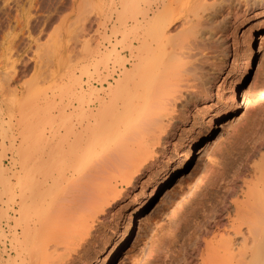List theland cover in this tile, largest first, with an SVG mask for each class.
I'll return each instance as SVG.
<instances>
[{
	"label": "rangeland",
	"instance_id": "374dc122",
	"mask_svg": "<svg viewBox=\"0 0 264 264\" xmlns=\"http://www.w3.org/2000/svg\"><path fill=\"white\" fill-rule=\"evenodd\" d=\"M83 1L0 0V264H138L147 254L143 240L153 227L157 233L152 251L158 254L168 240L172 248L163 260L155 258L151 264H200L201 242L217 234L234 239L233 248L243 249L249 258L251 245L246 248L239 236L226 234L220 224L226 225L235 205L251 196L256 177L264 172V109L252 112L262 114L245 124L240 117L242 94L264 87V6L248 11L236 8L237 15L229 17L223 10L213 17L210 29L202 30L215 39L208 44L215 52L208 69L217 80L213 87L185 97L168 111L172 127L152 130L160 137L159 143L151 130L142 133L147 138L144 145L138 144V134L128 135L136 144L133 147L116 132L108 145L92 147L81 136L87 137L98 127L87 128L86 118L83 121L77 110L79 81L86 103L92 104L99 96L110 105L121 106L122 93L110 89L123 79L126 60L137 58V33L133 31H138L133 24L125 27L127 0ZM140 1L134 0V5ZM233 94L239 103H229ZM117 135L126 142L120 143ZM228 139L233 149L224 142ZM114 142L119 150L124 143L125 151L121 148L109 164L111 157L103 159L107 153L99 155L105 149L118 151ZM134 148L146 154V161L136 163L134 153L141 152ZM97 164L102 173L94 174ZM202 172H208L207 185L179 221L168 224L171 209ZM123 176L131 178L132 184L125 185ZM262 183L258 181L257 190L264 189ZM18 191L15 204L11 199ZM23 211L26 214L20 221ZM24 221L36 227L35 237H24Z\"/></svg>",
	"mask_w": 264,
	"mask_h": 264
},
{
	"label": "bare ground",
	"instance_id": "6f19581e",
	"mask_svg": "<svg viewBox=\"0 0 264 264\" xmlns=\"http://www.w3.org/2000/svg\"><path fill=\"white\" fill-rule=\"evenodd\" d=\"M257 5L264 6V0H141L140 4H138V5H136V4L134 5V0H127L124 7H123L124 12L126 14L124 16V19H125L124 24H125V27L127 29H129L128 28L129 26H132L131 24H133L134 27L136 28L134 30L138 31V32H136V31H133V32L137 33L135 40L137 42L136 44H138L137 48L139 49V51H138L139 53L137 55V58L134 56L135 57L134 60L131 59L132 57L129 60L125 59L126 60V64L124 65L125 72H123L125 74L122 73L123 79L121 80V82H118L116 84L115 88L110 89V91H113V93H122L123 99L121 98L122 96L120 97L123 100L121 106H117V105L113 106L114 104H111L112 105L111 106L109 104V102L107 103V100L106 101L104 100V97L101 98L99 96L95 97L94 102L92 104L90 102L86 103V97H85L86 95H84L85 92L82 91L81 80L79 81L78 86H79V89L81 88V90H80V93L78 90V93L80 94V96H79V100H78L79 102L76 103V104H78L77 110L79 111L80 115L83 117V121H85L84 117L86 118L87 128L95 127V126L98 127V129L94 128L95 131L92 129L94 132H92L90 135L86 134L87 137L83 138L81 136L82 141L84 143L87 142L92 147H94L95 145H99V144H100L99 145L100 147L106 146L110 143V140L111 141L113 140L114 134L116 132H119L118 134L124 135L125 139L126 140L128 139L129 141H131V139H130L131 136L129 138H127L128 135H132V136L135 135V137H136L137 136L136 134H138L140 139L137 136L136 137V139L138 138L137 142H138V144L139 143L142 144L143 142L145 143L146 139H147L142 135V133H144L146 131L149 133L152 130L153 131L154 130L159 131V130L164 129L165 127L167 129H168V127H172L171 126L172 125V123H171L172 117H170L168 111L172 107H174L178 101L184 100L185 97H190V96L193 97V95L197 96V95H195L197 93L200 95V93H199L200 91L203 92L204 90L213 87V85L215 84V81L217 80V77L211 73L212 71H210L211 66L213 65V62H211L212 55L214 56L215 52L213 51L214 52L213 53L212 51H210V48H208V46H209L208 44H210L211 42L213 43L215 41V39L213 41L212 35L211 34H209V35L204 34L203 33L204 31H202V30H204L206 28L210 29L209 27H212L213 23H214L213 17L215 15H217L218 13L222 12L223 10H225L227 12V13L225 12L226 16L233 14V13H234V15H237V14H235L236 12H234L236 10V8L244 7V10L248 11L251 8L254 9V7ZM83 6H84V1H83ZM77 8H78V6H77ZM80 11H82V9ZM134 11H136V12H134ZM230 16H232V15H230ZM176 24H179V26ZM81 31H83V30H81ZM125 31H126V29H125ZM121 32H123V31H121ZM114 34H116V33H114ZM135 35L136 34H134V36ZM131 41H133V40H131ZM227 47L228 46H226L225 48H227ZM104 49H106V48L104 47ZM133 50H131L130 52L132 53ZM98 52L99 51H97V53ZM76 53H77V51H76ZM122 56H120V57H122ZM121 59H123V58H121ZM128 65H129V67H131L130 69H128ZM215 65L216 64H214V66ZM95 67L97 68V66H95ZM92 69H94V68H92ZM108 76L109 75H107V77ZM107 77H105V78H107ZM114 78H115V76H114ZM101 81L103 82V80H101ZM222 83H225V80H223ZM114 84H115V81H114ZM86 85H89V84H86ZM216 89H219V88H216ZM95 92H97V90ZM95 92H92V93H95ZM91 96H94V95H91ZM112 96H113V94H112ZM212 96L217 97L218 95L214 94ZM108 97H110V96H108ZM228 100H229V103H233V102L237 101V98H236L235 94H233ZM116 101H119V100H116ZM116 104H118V103H116ZM181 105H182V102H181ZM176 106H178V104H176ZM240 106H241V113H242V114H240L241 115L240 117H242L243 120L245 121L242 123L245 124L247 122V119L252 120V118L254 119L257 116H260L259 114L261 113V111H263L262 109H264V87L262 89L258 90L257 92L243 93L242 97H241ZM95 107L97 109L96 110L97 112H95ZM259 109L261 110V111H259L260 113L258 112L256 114L252 115V112L259 110ZM107 111H109L108 114H107ZM106 115H108L109 118H107V119L104 118L105 120L102 121V118ZM77 121H81V120L77 119ZM93 121H94V123H93ZM253 121H255V120H253ZM70 124L72 125V123H70ZM255 125H252V126H255ZM87 132L89 133V131H87ZM133 132H137V133L133 134ZM163 132L161 134H163ZM80 133H83V131ZM153 134H154V132H153ZM149 135L151 136V134H149ZM112 136H113V138H112ZM117 136H120V135H117ZM155 136H157L155 138V140H157V142L159 143L160 137L158 135H155ZM226 136L228 138V135H226ZM122 137L123 136H120V138H119L120 143L126 142L125 139H121ZM229 137H231V136L229 135ZM230 139H228L227 141H224V142H228V146H230V148H232L231 145L234 146L233 145L234 143L232 144L233 141H231V140H233V138L231 140ZM151 140H153V139H151ZM224 140H226V138ZM129 141L126 142V144L128 143L131 146L136 145V144H132V143H134V140L131 141V143H129ZM153 141H152V143L155 144V142H153ZM115 142L117 143L118 141L116 140ZM115 142H114V145H116ZM144 143H143V145H144ZM117 144H119V142ZM149 144L150 143H148V145ZM123 145L124 146H122L120 144V147L122 146L121 148L124 149V150H121V148H120L121 151H125V148H124L125 144L123 143ZM224 145H225V143H224ZM81 146H83V145H81ZM116 146H117L116 148L118 151L115 152L114 150H116V149L114 148V150L111 149L112 152L108 153V151L105 149V150H103L102 154L99 155L100 158L104 153L105 154L107 153L108 155H104L106 158H103V159L107 160V158L109 159L111 157L110 158L111 163H109V164H112L114 162L112 160H115L116 157H118L119 152H120L119 146L118 145H116ZM100 147H98V148H100ZM112 147H110V148H112ZM227 148H229V147H227ZM84 149H87V148H84ZM127 149H128V147H127ZM140 149H144V147H142ZM140 149L138 150V148H137V150H136V148H134V152L135 151H137V153H138V151L141 152V154L139 153L138 156L135 155L136 152L135 153L133 152L134 153L133 158L134 159L137 158L135 160V161H137L136 163H138L142 160L146 161V160H144V159H146V157H145L146 154L144 152H142V150H140ZM232 149H230V151H232ZM79 150H81V149H79ZM226 152H227V150H226ZM133 153L131 152V155ZM227 154L229 155L230 152L228 151ZM107 156H109V157H107ZM94 158H97V157H94ZM133 158H131L132 161L134 160ZM101 161H102V159H101ZM107 161H105V162H107ZM117 162L118 161L116 160V164H117ZM93 163L94 162H92L91 164H93ZM136 163H133V164H136ZM88 164H90V163H88ZM99 165H102V164L99 163ZM123 165H124V163H123ZM97 166H98V164H97ZM105 166H106V164H105ZM125 166H126V164H125ZM132 166H135V165H132ZM91 167H93V165ZM96 167H95V169H92L94 171V174H95V172L99 173L101 171V166H98L100 168H97V169H96ZM126 168H128V167H126ZM135 168H136V170H134V171H137V169H138L137 165ZM82 169H85V168H82ZM102 169L104 170L103 166H102ZM92 170H90V171H92ZM88 172H89V170H88ZM101 173H102V171H101ZM135 173H137V172H135ZM263 173L264 172H262V173H260V175H258L259 176L258 179L256 177L257 185L255 184L256 186L255 185L253 186V187H255L254 189H253V187L251 188V189H253L251 191V196L248 195V198L246 197L247 198L246 201H244L243 203H239V205L238 204L235 205V210L233 208V210L235 212L232 211L233 216L231 215L232 218H227L226 225L224 224L225 226L220 224L221 227L222 226L224 227L223 231L226 232V234H232L235 237L239 236L240 238H238V239L245 242L244 244H245L246 248L247 247L249 248V245H251V247L249 248V250L251 249V256L249 255L250 257L248 258V255H246L247 254L246 251H243V249L236 251L232 245V243H233L232 241L234 239L229 238V237L226 238V237H224V235H221V234L219 235L216 233L217 235L213 236L214 239H211V240L209 239V241L207 240V241L201 242L203 244L202 247H204V250L202 249L203 252H202V254L200 253V261H201L200 264H259L260 261H262V263H263V261H264V189L257 190V188L260 186L258 184V181L261 184H263L262 183L264 181V179H262L264 177ZM81 174H83V172H81L80 174L78 173V176L80 177ZM90 174H92V173H90ZM131 174H133V172ZM84 175H87V174H84ZM89 176L90 175L88 174V177ZM84 177L86 178V176H84ZM76 179H75V181L71 180L69 182L81 181V179L80 180L79 179L76 180ZM97 179H99V178H97ZM100 179H102V178H100ZM122 179H124L123 183L125 185L127 184V186L132 184L133 180L131 178L129 180H127L125 177ZM90 180H91V178H90ZM86 181H88V180H86ZM86 181H85V183H86ZM91 181L93 182V180H91ZM208 181H209L208 172H206V173L202 172V174L197 179L196 184L194 186H192L189 189V191H187V193L182 198H180L175 203L173 208L171 209V212H170L169 216L167 217L168 220L166 221L168 224H175L179 221L182 213L186 210V208L189 206V204L198 196V194L205 188ZM73 184L75 186V183H73ZM71 185H72V183H71ZM79 185L82 186V184H79ZM67 186L70 187L69 185H67ZM78 186L76 184V187H78ZM71 187H73V186H71ZM91 188L94 189V187H91ZM66 189H67V187H66ZM72 189H71V191L75 190V189H73V190ZM258 189H260V187ZM81 190L82 189H80V191ZM66 191L69 192L70 190L69 191L66 190ZM16 192L11 199V201L13 200L12 202L15 204H17L18 199L20 197L19 191H18V193H16ZM67 192H65L63 194L64 195L67 194V197H68V195H70V194H68ZM79 194H80V192H79ZM76 195H77V193H76ZM106 195H108V192L106 193ZM62 197H60V198H62ZM116 198H118V197H116ZM56 199L58 200V198H56ZM63 199H64V197H63ZM82 199H84V198H82ZM87 199H88V197H87ZM59 201H60V199H59ZM66 201H67V199L65 201L62 200L61 202H66ZM84 201H86V200H84ZM23 202H24V200H23ZM55 202H56V200H55ZM91 203L94 204V202H92V201H91ZM233 203H235V202H233ZM54 205H55V203H54ZM85 205H87V204H85ZM223 207H224V205H223ZM76 208L77 207H75V209ZM78 208H80V206H78ZM18 209H19V207H18ZM75 209H73V210H75ZM59 210L61 211V209H59ZM224 210H226V209H224ZM1 211H2V209H1ZM25 211L27 212V210H25ZM25 211L22 212L21 217H20V221H22V219L24 218V216L26 214ZM17 213H19V212H17ZM228 215L226 214V217ZM219 217H221V216H219ZM30 221L31 220H29V222ZM24 222L25 223L22 226V227H24V232H25L24 237H26V239H31V238L35 237L36 236V233H35L36 227H34V226L31 227L30 226L31 223H27V221H24ZM154 224L157 226L159 224V221L156 220ZM214 224H215V222L212 225H214ZM216 226L217 225L215 224V227ZM218 226H219V224H218ZM0 230H2V228ZM41 231H43V230H40V233H41ZM148 231H150L149 234L146 235V238L143 240V251L144 252L146 251L147 254H145L144 258L138 264H151L155 258H157L158 260H163V258H165L164 255L171 252L172 246L170 245V242L168 240L167 245L161 246L160 249L158 250V254H155L154 251H152V249H151V245L153 244V240H154L153 238H154V235L157 233V230H155V227H153V228H150V230H148ZM221 232H222V230L220 231V233ZM41 234H43V233H41ZM200 234H202L201 231H200ZM38 235H39V233H38ZM228 236H231V235H228ZM40 237H37V238H40ZM238 242H239V240H238ZM246 244H249V245H246ZM31 246H32V244H31ZM3 249H1V250L5 251V249L4 250ZM30 249H31V247H30ZM36 250L38 251L37 248H36ZM30 252H32V251H30ZM20 253H22V252H20ZM29 255H30V253H29ZM7 257H8V255H7ZM18 257H19V255H18ZM28 260H29V258H28ZM20 262H22V261H20ZM24 264H25V262H24Z\"/></svg>",
	"mask_w": 264,
	"mask_h": 264
}]
</instances>
